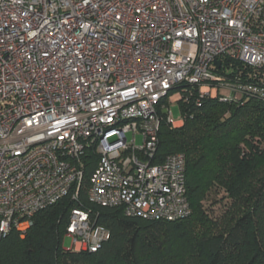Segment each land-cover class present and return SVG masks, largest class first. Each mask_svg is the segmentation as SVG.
I'll return each mask as SVG.
<instances>
[{
    "label": "built area",
    "instance_id": "built-area-1",
    "mask_svg": "<svg viewBox=\"0 0 264 264\" xmlns=\"http://www.w3.org/2000/svg\"><path fill=\"white\" fill-rule=\"evenodd\" d=\"M194 90L264 102V0H0V240L69 197L67 250L97 252L109 231L81 190L125 217H188L185 156L155 158L162 118L183 124L172 92Z\"/></svg>",
    "mask_w": 264,
    "mask_h": 264
},
{
    "label": "trees",
    "instance_id": "trees-1",
    "mask_svg": "<svg viewBox=\"0 0 264 264\" xmlns=\"http://www.w3.org/2000/svg\"><path fill=\"white\" fill-rule=\"evenodd\" d=\"M195 98L194 90L177 101L180 127L162 118L155 158L160 163L172 154L185 156L188 217L174 222L125 217L119 208L89 204L81 190L83 208L109 231L97 252L63 248L76 206L65 197L37 213L23 235L13 230L0 240V264H264V102L205 98L197 106ZM85 158L86 186L97 158ZM223 202L214 217L213 207Z\"/></svg>",
    "mask_w": 264,
    "mask_h": 264
},
{
    "label": "rangeland",
    "instance_id": "rangeland-1",
    "mask_svg": "<svg viewBox=\"0 0 264 264\" xmlns=\"http://www.w3.org/2000/svg\"><path fill=\"white\" fill-rule=\"evenodd\" d=\"M222 95H223V96H228L229 93L226 92V91H223V92H222ZM177 98H178V95L175 94L174 92H172V96H170V98H169V102H168V106H169V109L171 110L172 118L175 119V120L178 119V118L180 117V116H179V111H178V105H177V103L175 102V100H176ZM127 139H128V140H131V134H128V135H127ZM141 142H142V139H141V137L138 135V136L136 137V144L139 145ZM224 203H225V202H223V203H221V204H217V205H215V206L213 207L212 211H213V215H214V217H217V216H219V215L222 213V211H223V209H224V207H223V204H224ZM62 246H63V248H64L65 250L70 249V247H71V240H70V238H67V237L63 238V240H62Z\"/></svg>",
    "mask_w": 264,
    "mask_h": 264
},
{
    "label": "water",
    "instance_id": "water-1",
    "mask_svg": "<svg viewBox=\"0 0 264 264\" xmlns=\"http://www.w3.org/2000/svg\"><path fill=\"white\" fill-rule=\"evenodd\" d=\"M217 64V63H216Z\"/></svg>",
    "mask_w": 264,
    "mask_h": 264
}]
</instances>
